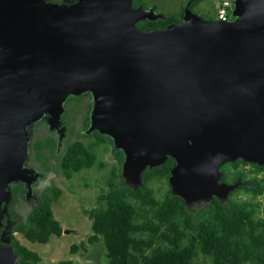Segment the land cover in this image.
<instances>
[{"label": "water", "instance_id": "1", "mask_svg": "<svg viewBox=\"0 0 264 264\" xmlns=\"http://www.w3.org/2000/svg\"><path fill=\"white\" fill-rule=\"evenodd\" d=\"M134 1L0 0V229L10 187L27 184L30 196L39 178L25 166L29 128L50 117L60 130L70 97L93 95L86 134L113 140L134 190L172 158L169 184L188 208L225 203L241 181L222 182L224 165L264 166V0H235L232 22L187 8L181 22L148 31L139 23L165 16ZM10 236L0 264L18 261Z\"/></svg>", "mask_w": 264, "mask_h": 264}, {"label": "trees", "instance_id": "2", "mask_svg": "<svg viewBox=\"0 0 264 264\" xmlns=\"http://www.w3.org/2000/svg\"><path fill=\"white\" fill-rule=\"evenodd\" d=\"M136 5H143L139 0ZM180 15L139 23L141 31L166 29L179 23ZM98 142L86 145L81 141L68 142L60 161L61 173L71 179L74 174L94 167L102 169L97 146L106 138L95 133ZM83 136H87L86 133ZM55 150V142L38 141L34 149L40 159L42 148ZM114 157L122 167L124 154L114 150ZM243 160L229 163L236 180L241 176L246 185L229 195L225 203L214 197L208 207L191 211L184 200L173 195L169 178L176 161L172 158L161 167L147 169L143 174V186L134 190L124 183L122 168H113L107 190L98 198V207L88 212L92 219L91 244L103 241L107 251V264H264V216H261L256 198L264 196V179L246 180L239 171ZM256 172L264 166L253 165ZM224 174L222 181H227ZM159 190L167 186L163 197ZM19 188L16 189V191ZM244 192L250 201H237L235 196ZM62 190L54 185L47 188L42 201L34 206L26 220L19 223L14 233H20L31 243L48 244L53 236L63 234L61 223L55 219L53 205L60 200ZM12 246L18 255L16 264H40L39 253L23 245L14 235ZM77 248L74 246L72 253ZM58 264H75L65 260Z\"/></svg>", "mask_w": 264, "mask_h": 264}, {"label": "rangeland", "instance_id": "3", "mask_svg": "<svg viewBox=\"0 0 264 264\" xmlns=\"http://www.w3.org/2000/svg\"><path fill=\"white\" fill-rule=\"evenodd\" d=\"M189 0H143L147 7L146 10L154 9L156 14L169 16L181 15ZM220 0L218 7L213 6V0H203L200 11L205 17L212 14L217 15L218 8L222 5ZM232 2L233 0H228ZM88 100L82 99L80 102L71 101L67 104L69 119L74 116V122H70L73 132L68 133V142L81 141L86 145L95 143L98 140L96 135L83 136L88 128L89 109L87 111L86 103ZM89 108V105H88ZM88 112V114H87ZM40 128L37 134L30 140V148L36 140L45 138H56L55 133L47 129L45 122L37 124ZM101 143L105 141L100 140ZM112 144L108 141L97 147L98 159L104 164L103 168L94 167L89 170H83L73 175L71 179H67L59 168V160H52L50 167L53 172L50 185H54L62 190V196L58 202L53 205L55 219L58 220L63 227V234L53 236L48 244L31 243L27 241L20 233H15V237L29 249L39 253L41 256L40 264H58L65 260H73L75 264H107V251L103 241L91 244L89 238L93 235L92 219L88 216V212L98 207L99 196L107 190V181L111 178L113 168L120 169V165L113 156ZM49 151H46L48 154ZM228 172H232L230 168ZM239 171H243L246 180H252L257 177L264 179V171L257 173L256 168L249 164H242ZM247 184V183H246ZM44 190V185L40 184L35 194L40 200V193ZM158 197H163L167 186H163L161 190L156 186ZM47 192V190H46ZM251 196L244 192L235 196L237 201H250ZM11 214L15 222L22 223L32 211L34 205L25 201L23 193L15 195L12 198ZM256 202L261 204V216H264V196L256 198ZM210 202L196 203L190 206L191 211H196L203 207H208ZM69 231V233H64ZM77 251L73 254V247Z\"/></svg>", "mask_w": 264, "mask_h": 264}, {"label": "flooded vegetation", "instance_id": "4", "mask_svg": "<svg viewBox=\"0 0 264 264\" xmlns=\"http://www.w3.org/2000/svg\"><path fill=\"white\" fill-rule=\"evenodd\" d=\"M45 1L47 3L53 4V5L71 7L73 5H76L80 0H45ZM138 1L139 0L134 1V7L135 8H137L139 6H142L143 7V5H138V4L136 5L135 4ZM202 1L203 0H189L188 3H187V6H185L184 10L182 11V14L179 16L180 22L183 20V17H184V14H185V10L187 8H189V10H191L194 14H197V15L203 17L206 20H216V17H214L212 14H210L208 17H205L202 14V12L200 11ZM219 3H220V0H213V6L214 7H216V6L218 7ZM82 99L88 100V102L86 103V106H87V111L89 109V116H88V119H87L88 128L85 131V133H86L87 130L91 126V115H92V111H93V107H94V98H93V95L91 93L83 94V95L78 96V97H70L65 102V104H64V114L62 115V123L59 126V129L62 130L63 133H61V131L58 130V129L57 130L56 129L55 130H52L51 129L50 124H49L50 117H44L41 121H39L38 123L32 125L29 128L30 140H32L33 136H35L38 133L37 131L40 130V128L37 127V124H39L41 122H45L46 125H47V129L49 131H51V132H54L56 138H50V137H48V138H45L43 140H36L32 144L31 148H30V145H29V157H28V160H27L25 166L28 169L32 170L35 174H38L39 175V178H38V180L36 182H34L31 185L32 186V193H30V196L28 195L29 194V189H28V185L27 184H16V185H12L10 187V189H11V192H12L13 200L15 198V195L17 196L18 194L23 193L24 194V197H25V201L28 202V204H32L33 203V205L36 206L38 203H40L42 201L43 194L46 192L47 188L51 186L50 185V182H51V179H52L51 174L53 172V170H52L53 168L50 167L51 162H52V160H57V161L59 160V163H60L61 157H62V155L64 153V150H65V147H66V144L69 141L68 140V133H70V132L72 133L73 132V129H72V127L69 124H70V122L71 123L74 122L75 121L74 120L75 118H74V116H71V119H69V116H68L69 113H68L67 104H69V102H71L73 100L74 101H77V102H80ZM88 105H89V108H88ZM87 114H88V112H87ZM95 133H97V131L91 133V136H93ZM102 136H104V135H102ZM104 137L106 138L105 143H99L97 147H99L101 144H106V142L108 143V141H109L110 144H112V147H113L112 148V152H113V156H114V150H116V148L114 146L113 140L110 137H107V136H104ZM47 140H51V141L55 142L56 148H55V150H52L51 148H47V147L42 148V150L40 152V154H41L40 157L41 158L38 159L37 152L34 149V144L36 142H38V141H47ZM98 140H99V138H98ZM73 142H77V141L74 140ZM46 151H49V153L46 154ZM116 151L118 152L120 150H116ZM124 159H125V156H124ZM117 162H118V160H117ZM242 164L243 163H240V166ZM226 165H224L221 168V172L223 173V177H224V174H227L228 177H227V181L226 182H224V181H222V182L227 183V184H230V185H233V184H236L237 182H239V180H240L241 181V184L239 185V187L240 186H243V185H246V182H243L242 181L241 176H238L236 180H233V178L235 177V171L232 168H230V166L229 167L228 166L226 167ZM245 165H249V164L246 163ZM251 165H254V164H251ZM122 166H123V164H122ZM228 168H230L232 170V172H228L227 171ZM170 176H171V174H170ZM40 184H43L44 185V190L41 191V193H40V200H39L38 197H37V195L35 194V192H36V189L39 187ZM17 188H19V189L16 191ZM12 203H13V201L9 205V215L6 216L5 219H4V221H3L4 226L0 229V243H1V240L3 238V233L7 229H10V231H11L10 244L11 245H12V236L13 235L15 236L14 229L19 224V223L15 222L14 219H13V217H12V214H11ZM188 209H190V208H188Z\"/></svg>", "mask_w": 264, "mask_h": 264}, {"label": "built area", "instance_id": "5", "mask_svg": "<svg viewBox=\"0 0 264 264\" xmlns=\"http://www.w3.org/2000/svg\"><path fill=\"white\" fill-rule=\"evenodd\" d=\"M234 1H223L222 5L217 10L216 20L221 22H232L235 20L234 16Z\"/></svg>", "mask_w": 264, "mask_h": 264}]
</instances>
